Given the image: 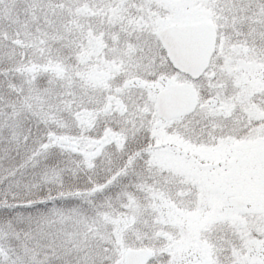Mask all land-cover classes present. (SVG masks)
<instances>
[{"label":"snow or ice","instance_id":"1","mask_svg":"<svg viewBox=\"0 0 264 264\" xmlns=\"http://www.w3.org/2000/svg\"><path fill=\"white\" fill-rule=\"evenodd\" d=\"M0 264H264V0H0Z\"/></svg>","mask_w":264,"mask_h":264}]
</instances>
